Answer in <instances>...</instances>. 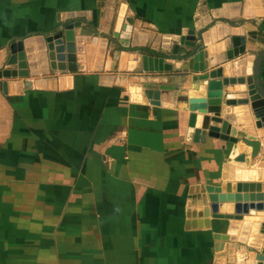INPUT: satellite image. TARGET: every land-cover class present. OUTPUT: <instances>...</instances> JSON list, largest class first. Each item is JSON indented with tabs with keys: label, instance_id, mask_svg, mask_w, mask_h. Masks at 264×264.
Segmentation results:
<instances>
[{
	"label": "crops",
	"instance_id": "1",
	"mask_svg": "<svg viewBox=\"0 0 264 264\" xmlns=\"http://www.w3.org/2000/svg\"><path fill=\"white\" fill-rule=\"evenodd\" d=\"M74 20L71 72L46 36ZM189 35L203 56L187 57ZM232 36L246 37L245 52L229 58ZM140 46L168 69H140ZM263 49L264 0H0V264H261V221L213 217L208 188L264 181V147L243 166L251 147L193 139L190 87L145 91L185 67L189 79L204 66L248 77ZM174 50L181 58H167ZM254 89L228 84L223 101ZM229 111L260 139L248 105Z\"/></svg>",
	"mask_w": 264,
	"mask_h": 264
},
{
	"label": "water",
	"instance_id": "2",
	"mask_svg": "<svg viewBox=\"0 0 264 264\" xmlns=\"http://www.w3.org/2000/svg\"><path fill=\"white\" fill-rule=\"evenodd\" d=\"M79 20L62 23L52 34L46 36L50 55L60 61L56 68L61 70H68L74 72L77 70L76 66V53H75V33L74 28L80 26ZM92 31H87L91 34ZM185 39H195L194 35L181 36L180 43L189 44L192 46L187 52V57H192L199 53L204 54L203 46L200 42L185 41ZM200 39V33H198ZM233 51L229 53V58L238 56L245 52V36H232ZM179 47V46H178ZM140 60V66L145 71H160L167 70L165 67L158 65V58L162 57L159 52L146 48L144 46L136 47ZM23 50L21 40H16L10 44V58L9 63H18V52ZM202 51V52H201ZM181 58L180 52L177 50L167 54V58ZM152 59V60H151ZM264 59V49L260 50L255 56L252 63V72L248 77H224L223 69L207 70V67H201L200 74L192 75L189 79V72L187 67L180 71L174 79L167 78L168 82H159L160 88H149L145 92L148 96H155L160 99L166 94L177 93L180 87L186 85L190 87L188 91V109L189 114V127L192 130V136L195 141H204L206 136L219 137L221 139L229 140L234 144L242 143L245 146L251 147L250 153L247 156L245 151H242L237 158V161L243 163V166L253 162L260 154L261 149L264 147V85L261 80V65ZM20 65V64H19ZM191 70V69H190ZM7 71V70H6ZM21 70H13V74H21ZM3 74V71L1 72ZM179 75V76H178ZM178 76V77H177ZM163 81V80H161ZM253 84L254 92H251L245 97L239 99L224 98L223 101V88L224 86L232 83ZM169 87V88H168ZM171 87V88H170ZM185 87V86H184ZM184 98L185 95H182ZM186 98V97H185ZM184 98V99H185ZM223 101V105L218 107L219 101ZM237 104H245L251 110L255 118V134L258 133L260 139L248 134L252 128L239 126L241 130L234 125L236 116L230 113L229 106L233 107ZM195 110L199 112H195ZM218 110V112H217ZM208 111H215L212 116L208 115ZM196 123L202 125L196 126ZM263 139V140H262ZM247 157V158H246ZM264 160V158H262ZM264 167V165H262ZM264 176V173L262 174ZM260 176V174L258 175ZM208 198L211 202L213 217L237 218L241 219L247 216L249 219L260 220L259 237L254 239L252 246L259 251L260 256L257 257L260 263L263 264L264 259V215L250 216V210L264 211V181H249L237 182L235 184L223 183L219 186H210L208 188ZM223 203H227L226 206ZM219 206L226 207L227 213H219ZM256 240V241H255ZM262 261V262H261Z\"/></svg>",
	"mask_w": 264,
	"mask_h": 264
},
{
	"label": "bare ground",
	"instance_id": "3",
	"mask_svg": "<svg viewBox=\"0 0 264 264\" xmlns=\"http://www.w3.org/2000/svg\"><path fill=\"white\" fill-rule=\"evenodd\" d=\"M242 148H243V146H242Z\"/></svg>",
	"mask_w": 264,
	"mask_h": 264
}]
</instances>
